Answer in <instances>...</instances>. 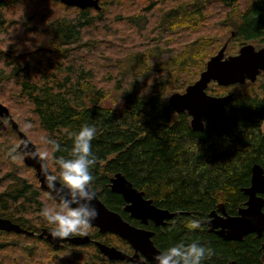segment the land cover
<instances>
[{
    "label": "trees",
    "instance_id": "trees-1",
    "mask_svg": "<svg viewBox=\"0 0 264 264\" xmlns=\"http://www.w3.org/2000/svg\"><path fill=\"white\" fill-rule=\"evenodd\" d=\"M105 1L111 6L106 12ZM220 1L235 13V19H222L230 21L235 42L264 43L262 0L237 15L235 0ZM206 2L101 0L99 10H80L57 0H5L0 4V103L36 151L49 152V171L54 173L56 158L70 155L72 134L85 124L94 125L92 187L105 207L140 227L124 211L122 197L110 191L111 177L120 173L157 208L184 213L164 227L146 228L158 250L198 242L212 249L202 264H264V233L260 239L249 234L241 242L223 241L204 225L220 204L236 215L246 200L241 188L249 186L251 167L264 169V84L215 85L210 93L208 88L211 96L237 90L223 117L203 120V132L192 131L189 116L175 114L166 101L167 90L182 91L194 82L220 43L209 35L210 28H201ZM116 27L121 31L115 32ZM110 29L114 32L107 35ZM180 31H192L193 39L175 52ZM43 34L50 36L46 46L10 53L15 42ZM146 37H156L155 47L131 49ZM112 90L121 94L119 111L102 106ZM49 140L59 143L60 150L53 152ZM55 203L39 189L33 169L19 154L6 164L0 159V217L33 233L0 232V264H131L108 261L92 243L53 248L40 239L42 228L52 229L41 208ZM190 219H199L201 228L189 229ZM73 235L132 253L125 241L101 235L95 227Z\"/></svg>",
    "mask_w": 264,
    "mask_h": 264
},
{
    "label": "water",
    "instance_id": "water-1",
    "mask_svg": "<svg viewBox=\"0 0 264 264\" xmlns=\"http://www.w3.org/2000/svg\"><path fill=\"white\" fill-rule=\"evenodd\" d=\"M4 1L0 0V4ZM57 1L67 7H75L80 10L87 8L99 10L98 3L101 0ZM226 47L225 44L207 60L198 78L183 92L172 93L167 99L168 107L175 114L186 113L189 116L190 128L194 132H203V120H217L223 117L227 106L232 101V94L209 95L207 89L210 84L227 88L243 85L247 81L254 83L258 76L264 74V47L256 49L251 44H245L235 54L225 56ZM4 117L9 120L12 131L21 140L17 150L23 155V164L33 169L39 189L49 194L40 173V165L36 156L38 152L35 146L19 130L17 123L9 115L8 109L0 103V133L6 129L2 120ZM109 187L112 193L122 197L125 204L124 211L129 214V217L137 220L141 225H146L151 221L155 226H164L166 222L184 214L157 208L153 205L152 200L145 199L144 193L135 189L120 173L111 177ZM241 192L246 200L243 206L238 208L236 215H229L224 205L220 204L215 210L209 212L208 220L204 222L207 231L223 241L241 242L249 234H255L260 239L264 232V212L262 210L264 207V198L262 197L264 195V169L260 165L252 166L249 186L241 188ZM92 203L96 207L98 215L89 226L95 227L101 235L108 233L119 237L129 245L132 250L131 254L99 241H93L87 235H73L61 239L51 235L52 229L42 228L38 237L53 248H58L63 243L71 246H84L92 243L100 255L108 261L154 264L153 257L161 251L154 246L151 240L152 232L130 225L119 214L105 207L98 197ZM0 232L33 235L19 225L1 217ZM262 258L264 261V256Z\"/></svg>",
    "mask_w": 264,
    "mask_h": 264
},
{
    "label": "clouds",
    "instance_id": "clouds-1",
    "mask_svg": "<svg viewBox=\"0 0 264 264\" xmlns=\"http://www.w3.org/2000/svg\"><path fill=\"white\" fill-rule=\"evenodd\" d=\"M97 134L94 125L85 124L72 134L70 155L56 158V172L49 171L47 150L36 154L40 165V173L46 188L55 204L45 205L40 215L52 225L51 235L56 238H67L82 232L97 217L98 211L92 203L97 194L92 187L91 168L96 163L92 151V141ZM53 152L60 150L54 140L47 141ZM15 151V149H14ZM189 229H200L199 219L188 221ZM212 255V249L198 242L190 244L177 243L153 257L154 264H202L206 257Z\"/></svg>",
    "mask_w": 264,
    "mask_h": 264
},
{
    "label": "rangeland",
    "instance_id": "rangeland-1",
    "mask_svg": "<svg viewBox=\"0 0 264 264\" xmlns=\"http://www.w3.org/2000/svg\"><path fill=\"white\" fill-rule=\"evenodd\" d=\"M183 1V0H182ZM186 1H191V0H186ZM253 0H238V2L236 3V15L238 13H244L246 11V9L250 6L251 2ZM178 4H180V1H176ZM211 2V3H208ZM189 4V3H188ZM204 4H209L206 8V18H205V22L204 25L201 26V28H210V34L212 36H215L216 39L218 41H220V43H218V45L216 44V49L211 52V54L207 57V60L215 55L218 50L222 47V44L226 41H229V46L225 51V56L227 55H232L235 54L237 52V50L239 49V44H237L233 39H230V33L232 32V27L230 24V21H223V18H230L232 17L234 18V12H230L229 9L230 7H227L226 5H223V3L220 0H207L206 3ZM111 7L109 2L105 1L104 4V11L105 8H109ZM106 12V11H105ZM231 14L229 17L228 15ZM115 32H120L121 28H113ZM113 30L110 29V31L106 32V34L108 35L110 32H114ZM203 31L201 32L199 35L204 34ZM96 32H94L93 35H95ZM50 36L47 34H43V35H29L17 42H15L13 44V47L10 48V53L13 54H23V53H27V52H33L35 50H37L40 47L46 46L47 42L49 40ZM146 37V39L143 40H139L137 42H135V45L131 48V49H135V48H142V47H148L149 49H152L153 47H155L156 44V37L150 38ZM109 41H113L118 43L119 45H122V42L120 40H118V38L116 40L113 39V37L108 38ZM193 39V33L192 31H180L177 33L176 37H175V44H174V51L177 52L179 51L181 48H183V45L186 46L185 44L190 42ZM189 44V43H188ZM250 44H252V46H254L256 49L259 48H263L264 47V43H261L259 40L257 41H252L250 42ZM131 45V41L128 43L127 46ZM170 46L172 47V43H170ZM190 47V46H188ZM8 47H6L5 49H7ZM127 50L129 51V48L127 47ZM207 60L204 62V67L205 64L207 62ZM199 76V75H198ZM198 76L194 79V81L198 78ZM260 83L264 84V77H258L257 79ZM214 84H210L209 85V93L212 92L215 88H214ZM237 89L232 90L231 94H234L236 92ZM182 91H178V92H183ZM208 92V90H207ZM111 96L106 99L103 103V107L106 108H112L115 111H119L122 106V98H121V94L120 92H115V90H112L111 92ZM167 95H166V101L168 99V97L175 92H171L170 89L166 91ZM213 94V93H211ZM9 128L4 131L3 135L0 136V153H1V161H3L5 164L8 161H15L16 158V153L19 154V160L23 163V155L20 154L17 150L18 145H19V141L14 140L10 133H9ZM262 132H264V123L262 124ZM15 149V151H14ZM35 178V177H34ZM39 186V184H38ZM105 235V234H104ZM1 240V237H0Z\"/></svg>",
    "mask_w": 264,
    "mask_h": 264
},
{
    "label": "flooded vegetation",
    "instance_id": "flooded-vegetation-1",
    "mask_svg": "<svg viewBox=\"0 0 264 264\" xmlns=\"http://www.w3.org/2000/svg\"><path fill=\"white\" fill-rule=\"evenodd\" d=\"M255 1H256V0H253V1L251 2V4L254 3ZM262 1H263V3H264V0H262ZM234 2L237 3L238 0H235ZM251 4H250V5H251ZM247 9H248V8H247ZM247 9H246V10H247ZM230 39H233V40H234V32H233V31L230 33ZM234 41H235V40H234ZM236 43L239 44V48L242 47L243 45H245V44H242V45L240 46V43H239V42H236ZM225 44L227 45V47H226V49H227L228 46H229V41L224 42V43L222 44V46H224ZM246 44H250V43H246ZM251 45H252V44H251ZM227 56H228V55H227ZM2 120H3V122H4L5 125H6V129H5L4 131H6L8 128H9L10 130H12L11 127H10L9 120H8L7 118H5V117H4ZM4 131H2V132H4ZM14 133H15V132H14ZM17 137H18V136H17ZM18 138H19V137H18ZM19 140H20V139H19ZM19 142H21V140H20ZM145 199H146V198H145ZM124 205H125V204H124ZM127 215L129 216L128 213H127ZM133 220H134V219H133ZM207 220H208V219H206L205 221H207ZM135 221H137V220H135ZM205 221H204V222H205ZM137 222H138V221H137ZM138 223H139V222H138ZM166 223H167V222H166ZM150 225H152V226H154V227L157 228V227H164L166 224H165L164 226H163V225L155 226L153 222L149 221L146 225H141V224L139 223V226H140L139 228L146 229V228H147L148 226H150ZM204 225H205V224H204ZM205 226H206V225H205ZM206 227H207V226H206ZM150 232H151V231H150ZM263 233H264V232H263ZM152 238H153V236H152ZM152 238H151V240H152Z\"/></svg>",
    "mask_w": 264,
    "mask_h": 264
},
{
    "label": "bare ground",
    "instance_id": "bare-ground-1",
    "mask_svg": "<svg viewBox=\"0 0 264 264\" xmlns=\"http://www.w3.org/2000/svg\"><path fill=\"white\" fill-rule=\"evenodd\" d=\"M252 168V167H251Z\"/></svg>",
    "mask_w": 264,
    "mask_h": 264
}]
</instances>
